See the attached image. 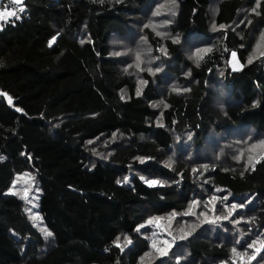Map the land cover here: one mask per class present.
Instances as JSON below:
<instances>
[{
  "label": "trees",
  "instance_id": "1",
  "mask_svg": "<svg viewBox=\"0 0 264 264\" xmlns=\"http://www.w3.org/2000/svg\"><path fill=\"white\" fill-rule=\"evenodd\" d=\"M23 2L0 26V93L12 98L0 95V264H141L150 217H188L191 201L199 209L213 196L245 205L237 222L224 234L199 228L146 264H264V252L247 261L248 244L264 241V161L245 168L264 154V0ZM168 14L166 35H156ZM231 50L240 70L228 67ZM24 172L38 180L50 238L8 192ZM139 176L167 183L149 187ZM125 236L132 243L122 251L114 241Z\"/></svg>",
  "mask_w": 264,
  "mask_h": 264
},
{
  "label": "snow or ice",
  "instance_id": "2",
  "mask_svg": "<svg viewBox=\"0 0 264 264\" xmlns=\"http://www.w3.org/2000/svg\"><path fill=\"white\" fill-rule=\"evenodd\" d=\"M11 4L13 5H16L18 6V9H9L7 7H5L3 10H0V22H5V21H11L13 18H19V13H22L25 11V6H24V2L23 0H10ZM259 6V0H257V7ZM253 12H256V8H253L252 9ZM159 12H155L154 15H158ZM259 14V13H257ZM165 23H168V21H165ZM248 23H251V21H248ZM145 27H150V25H145ZM151 27L155 30V28L157 27L156 25H151ZM220 28H224L225 25H220L219 26ZM214 28H215V25H214ZM156 35L158 36H163V35H166L165 33H162V32H159L157 31L156 32ZM59 36V33L56 34V36H53L52 37V40L49 41V44L51 45L52 41L56 39V37ZM262 37H264V34H262ZM147 38L146 37H141V42L144 43L146 42ZM179 37H176L173 39V43H179ZM81 43H84V41L82 40ZM211 49H196V53L199 54L200 52L204 51V52H207V51H210ZM152 49L151 48H148L147 49V52H151ZM159 51H161L164 55H167V51L164 47H161L159 49ZM115 55L119 56L121 55V53L117 52L115 53ZM262 56H264V53H261ZM231 56H232V61H230V63L232 64V68L233 70H239L240 68H242L243 66L242 65H239L238 61L236 60V52L233 51L231 53ZM158 59V58H156ZM199 59V58H198ZM151 61H149L150 63ZM198 62V60H197ZM249 63L252 62V58L250 57L249 58ZM143 63V60H142V53L141 51H136L135 52V61H134V64H135V67L137 69H139L140 71H144V69L141 67V64ZM133 65H128V67H132ZM127 70V69H126ZM147 71L149 73H152V74H155V73H158L161 71V69L159 67L153 69V68H148ZM187 75V74H186ZM221 75H223V73H221ZM140 83L142 84H147V81H140ZM174 91H177V92H180V91H188V89H173ZM137 96H139L141 93H140V90L139 88L137 89ZM0 95H3L4 97L7 98L8 100V103L11 104L12 103V98L10 96H8L7 93H0ZM121 99H123V96L121 97ZM154 107H158V105H154ZM165 108L168 107L167 104L164 105ZM17 111H23V109H19L17 108L16 109ZM113 135L115 136V133H113ZM191 138V137H189ZM89 143H91V141H89ZM260 146H264V140H260L257 142ZM257 145L256 144H253L251 145V148L254 149ZM24 154V153H22ZM243 156V152H241L240 155H237L234 157V159L236 160H240ZM4 157L3 156H0V160H3ZM141 164L145 163L146 161L152 159L151 157H137L136 158ZM261 161H264V154H261L259 156V158H253L252 156H249L246 164H245V168L247 169L249 166H251V168L254 170L255 169V165L256 163H260ZM172 164H173V161H172V158L169 157V161L167 162L166 166L168 168H171L172 167ZM205 168V170H207L208 168V165H204L203 166ZM197 171V169H193V172L195 173ZM241 176L244 175L243 172L240 173ZM25 175H28L27 173ZM139 179L141 181H143L146 185H148L149 187H163V186H166V181H163V180H160V179H157V178H152V179H148L146 178L145 176H139ZM117 183H129V177H124L123 181H120L118 180ZM13 185H15V181H13ZM36 191H40L39 188H36ZM8 192L9 193H12L13 195H20L19 192H15L13 191V188H9L8 189ZM28 192H29V188L28 187H25L24 190H23V198H27L28 196ZM217 199V197L213 196L210 198V203L215 201ZM223 199H227V197H224ZM199 206V201L197 200H193L191 201V205H190V209L189 211L185 212L184 215H197V213L191 211V207H198ZM245 205L244 204H232L230 208H228V213L227 215H223V216H218L216 217L217 220L219 219H224V220H227L233 212L236 211V209L238 208H243ZM227 207V206H226ZM26 211H30L28 209H26ZM176 215H178V213H175L173 212L170 216H169V221H171ZM200 216H203L204 219L200 221V223H204V222H215V221H209L208 218H207V214L206 213H200L199 214ZM162 220L161 217H150L148 219V221H146L147 224H157L159 225L160 221ZM237 221H233V223H236ZM144 225H138L137 226V231H139V229L141 227H143ZM200 225L199 224H194L191 226V229L189 231H187L186 233L182 234L179 236V239L180 240H184V239H187L188 236H191L192 235V232L195 231V229L197 227H199ZM44 232H45V236L46 237H49L52 235V232L51 231H48L47 229H44ZM155 235V234H154ZM169 236H171V239H164V240H156V239H153L151 241V248L154 250L155 253H157L160 257H166L168 256L169 254V251L170 249L173 247V245L176 243V240H177V237L172 235L171 232L168 233ZM124 240H125V244L122 245L120 243V238L117 237V239L114 241V244L116 247L120 248L122 251H123V248L127 245V244H131L132 241L129 237L125 236L124 237ZM257 243H259V247H257ZM248 249H253L251 255H248L247 256V261H251L253 259H255L256 255L258 253H261V252H264V241H253L252 243L248 244ZM233 253H237V249L234 247L232 249ZM148 253H145V256H147ZM240 255H243V254H240ZM179 257H177V260L179 261ZM141 260H143V257H141Z\"/></svg>",
  "mask_w": 264,
  "mask_h": 264
},
{
  "label": "rangeland",
  "instance_id": "3",
  "mask_svg": "<svg viewBox=\"0 0 264 264\" xmlns=\"http://www.w3.org/2000/svg\"><path fill=\"white\" fill-rule=\"evenodd\" d=\"M0 9H1V5H0ZM158 12H159V14H161V11H158ZM163 16L164 17H161L162 20L158 21V26L162 30L159 32H162V33H164L165 25L167 24V23H165V21L169 22V14L163 15ZM233 51L234 50H231L229 52V55H228V67L232 71H234V70L232 68V64L230 63V61H232L231 53ZM254 53L255 54L258 53L256 46L254 47ZM236 60L238 61L239 65H242L240 63V61L238 60L237 54H236ZM6 100H7V98H6ZM227 139H229V137ZM210 145H212V143H210ZM223 146H224V144L222 142H219V144L217 146H215V148H217L219 150V157L222 156V154H223ZM226 146H228L230 148H234L232 143L229 142L228 140L226 142ZM262 147H264V146H262ZM246 160H247V158H246ZM26 173L28 175H25ZM25 187L29 188L28 196L26 199L23 198V190ZM13 188L18 190V192L20 193V196L25 203V208H24L25 213H26L27 217L29 218L30 222L32 223V225L35 227V229H37L39 231L40 234H42L44 237H46L44 229H47L48 231H50V230L44 225V223L41 219L40 213H39L38 201H39V197H40V191H38V192L36 191V188H39L38 180L33 179L32 173L24 172L23 174H21L19 176V178L17 179L16 184L13 186ZM210 198H208L207 200L204 201V202H207L205 204V207H199V209H198V207H191V210H193V212L197 213V215H192V216L188 215V217H180L179 215H176L171 221H169V219H168L169 216L161 217L162 220L160 221L159 225L150 224L151 227H147L146 229H144L143 232H141V234L144 237H147L149 239L148 241H149V245L151 247V241L153 239H156V240L169 239L170 240L171 236H169L168 233L171 232L172 235L177 237V240H176V243L173 245V247L170 249V251L177 246L185 244V242L187 241V239L190 236H188L187 239H184V240H180L179 236L186 233L187 231H189L191 229V226L194 224L200 225L199 227H197L195 229V231L199 228H205L206 233L212 234L209 231V229L214 233L215 230L217 228H219L221 234H224L225 232L223 230L226 229L227 225L233 223V217H234L235 212H233L232 215L227 220H224V219L217 220L216 217L227 215L228 208H230L231 205L234 203H228L225 200H217V201H213L210 203ZM26 209H28L30 211H26ZM200 213H206L209 221H215L214 226H208L207 227L206 224L208 222L200 223V221L204 219L203 216L199 215ZM50 237L51 236L46 237V238H50ZM159 257L160 256L157 253H155L154 250L151 248V251L148 253V255L147 256L144 255L143 260H141V264H146L148 262V258H151V260H154V259L159 258Z\"/></svg>",
  "mask_w": 264,
  "mask_h": 264
},
{
  "label": "built area",
  "instance_id": "4",
  "mask_svg": "<svg viewBox=\"0 0 264 264\" xmlns=\"http://www.w3.org/2000/svg\"><path fill=\"white\" fill-rule=\"evenodd\" d=\"M4 7H7L9 9H18V6L11 4L10 0H4ZM21 13H19L20 15Z\"/></svg>",
  "mask_w": 264,
  "mask_h": 264
},
{
  "label": "crops",
  "instance_id": "5",
  "mask_svg": "<svg viewBox=\"0 0 264 264\" xmlns=\"http://www.w3.org/2000/svg\"><path fill=\"white\" fill-rule=\"evenodd\" d=\"M3 1L4 0H0V5H1V9L0 10H3ZM9 21H5V22H0V26H2L3 24L7 23Z\"/></svg>",
  "mask_w": 264,
  "mask_h": 264
},
{
  "label": "bare ground",
  "instance_id": "6",
  "mask_svg": "<svg viewBox=\"0 0 264 264\" xmlns=\"http://www.w3.org/2000/svg\"><path fill=\"white\" fill-rule=\"evenodd\" d=\"M5 7H4V2H3V9H4Z\"/></svg>",
  "mask_w": 264,
  "mask_h": 264
}]
</instances>
